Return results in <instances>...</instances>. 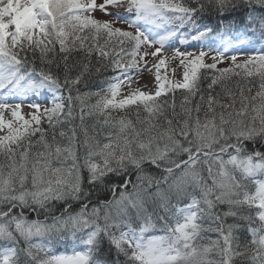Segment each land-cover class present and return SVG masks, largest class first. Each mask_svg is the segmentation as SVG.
Listing matches in <instances>:
<instances>
[{
    "label": "snow or ice",
    "instance_id": "6c2138e0",
    "mask_svg": "<svg viewBox=\"0 0 264 264\" xmlns=\"http://www.w3.org/2000/svg\"><path fill=\"white\" fill-rule=\"evenodd\" d=\"M0 133V264H264V0H0Z\"/></svg>",
    "mask_w": 264,
    "mask_h": 264
},
{
    "label": "rangeland",
    "instance_id": "374dc122",
    "mask_svg": "<svg viewBox=\"0 0 264 264\" xmlns=\"http://www.w3.org/2000/svg\"><path fill=\"white\" fill-rule=\"evenodd\" d=\"M97 3L98 4L103 3V0H97ZM108 10L110 12H113V13H115V12L118 11V12H120L121 15H124L125 14V11H124L123 8H121V9L109 8ZM92 15L95 18L101 19V20L113 19V17L105 16L99 10H97L94 13H92ZM114 23H115V26H117V27H121V28H124L125 30H129V31H134V29L129 28L128 24H126V23H123L121 21H114ZM185 44L186 43L181 44L179 42V39L178 40H175L173 42H169V45L159 54L158 57L153 58L151 55H149L148 57H146L148 66L151 67V65L157 63L158 59L161 56H163V57H171L174 54L175 50H177V49L179 51H181V52L188 51V52H193L195 54H198L201 50H204V51H208L209 52V57H210L211 55L214 54V52L209 51V48L211 47V48L214 49L216 47H219V43L218 42L215 43V44H213L211 41L200 42V41H191V40H189L188 41V45H185ZM157 47H158V45H157ZM142 51H143V49H142ZM147 51L149 53H151L152 51H155V48L147 49ZM243 58L244 57H240V59H243ZM205 61H206V63H211L212 62L211 59H209L208 57L205 58ZM230 63H231L230 60H225L224 62L218 64V68L228 67L230 65ZM166 64L168 66V72L166 74L169 76V79L182 80V78H183V69L179 65V58H177L176 60H166ZM140 67L141 68H144V62L143 61L140 62ZM173 69L175 70L174 73L172 71ZM162 74H164V73H162ZM138 80H143V82L144 81H149V80H154V70L152 72L147 71V70L141 71L138 77L135 75V72L133 71V82L131 84V88L125 86L123 88V93L124 94H127L131 89L139 88L140 87V84L137 83ZM30 98H28L27 100H29ZM32 100H35V98H31V101ZM45 101L46 100H44V101L42 100L41 102L42 103H46L47 101L46 102ZM32 111L33 110L31 109L30 113ZM22 112H23V114L25 115L26 118L29 116V113H25L23 108H22ZM5 117H6V119L11 118V116H9V115H6ZM0 134H3V133H0Z\"/></svg>",
    "mask_w": 264,
    "mask_h": 264
},
{
    "label": "trees",
    "instance_id": "16d2710c",
    "mask_svg": "<svg viewBox=\"0 0 264 264\" xmlns=\"http://www.w3.org/2000/svg\"><path fill=\"white\" fill-rule=\"evenodd\" d=\"M205 22L208 23L209 25H212L215 23V17H213L212 19L207 20ZM175 40H178V39L174 38L170 42H173ZM36 67H37V69H39L41 67L39 61H37ZM113 75H116V73H113L111 71H108V72L102 71L100 74L94 75L91 80L87 81L86 86L84 84L80 85L79 86L80 91L81 92H89V91L95 92V91L100 89V87L104 84L106 79L110 78ZM177 100H179V93H177ZM117 182H119V181L117 180ZM29 218L31 219V218H35V217L30 216ZM71 251H72V248L70 245L61 243V244H56V245L52 246L51 251L48 253V255L52 256V255L70 254Z\"/></svg>",
    "mask_w": 264,
    "mask_h": 264
},
{
    "label": "bare ground",
    "instance_id": "6f19581e",
    "mask_svg": "<svg viewBox=\"0 0 264 264\" xmlns=\"http://www.w3.org/2000/svg\"><path fill=\"white\" fill-rule=\"evenodd\" d=\"M137 83L140 84L139 88H141L144 91L154 92L156 90V84H155L154 80H149V81H144V82H143V80H138ZM10 102H22V108L24 109V112L25 113H30V111H31V109L29 107H27L29 100L24 101V100H18L16 98H13ZM6 115L10 116V113L6 112L5 116Z\"/></svg>",
    "mask_w": 264,
    "mask_h": 264
}]
</instances>
